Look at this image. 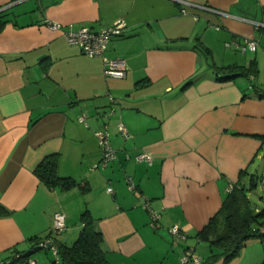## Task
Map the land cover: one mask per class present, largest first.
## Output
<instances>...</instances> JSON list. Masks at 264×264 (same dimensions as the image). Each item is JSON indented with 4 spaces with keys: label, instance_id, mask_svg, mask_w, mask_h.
<instances>
[{
    "label": "crops",
    "instance_id": "0c3cea01",
    "mask_svg": "<svg viewBox=\"0 0 264 264\" xmlns=\"http://www.w3.org/2000/svg\"><path fill=\"white\" fill-rule=\"evenodd\" d=\"M184 1L185 12L180 0H0L11 18L0 29V260L19 251L49 264L48 252L35 245L54 213L66 216L55 242L69 245L88 210L110 264H187L185 248L195 251L202 241L196 233L228 184L258 178L264 0ZM117 18L126 28L108 41L105 55L123 59L124 78L104 75L101 57L87 56L63 35L83 26L99 30ZM54 22L61 28L48 26ZM247 38L257 39L256 50L236 47ZM252 62L254 77L240 74L247 83L217 75ZM119 123L129 137L118 132ZM100 127L116 157L92 169ZM141 151L151 163L135 158ZM51 153L59 154L58 174L79 185L64 190L40 182L34 168ZM142 197L159 213L158 226L149 225ZM172 224L185 239L171 235Z\"/></svg>",
    "mask_w": 264,
    "mask_h": 264
},
{
    "label": "trees",
    "instance_id": "16d2710c",
    "mask_svg": "<svg viewBox=\"0 0 264 264\" xmlns=\"http://www.w3.org/2000/svg\"><path fill=\"white\" fill-rule=\"evenodd\" d=\"M8 15V12L0 11V29L11 21ZM219 68H227V66ZM256 72L257 69L252 62L241 73L250 74V77L253 78ZM231 74L220 75L217 73L221 78L232 77L233 75ZM260 95L264 96V93ZM262 140H264V136H262ZM58 160L59 154L51 153L44 156L37 163L34 173L40 182L48 187H59L64 190L79 185L74 178L58 174ZM262 177L264 176L260 174L257 179L251 178L248 181V186L240 181L231 183L232 187L227 191L218 210L208 219L202 229L196 233V237L202 241H206L210 248L209 255L205 259L201 258L199 264H215L217 256L220 255L226 261L240 252L249 237H264V208L252 207L246 194L247 188L256 187L261 182ZM80 219L82 227L78 236L71 244L55 242L58 248V257L57 259L54 258L53 262L55 264H110L105 251L101 247L103 240L102 233L95 227L94 219L89 211L84 210L80 215ZM51 235L49 231L44 237ZM56 235H52L53 239ZM41 238H38L36 241L35 246L37 248V242ZM18 253L21 256H27L26 253L15 251L4 259ZM261 264H264V261Z\"/></svg>",
    "mask_w": 264,
    "mask_h": 264
},
{
    "label": "built area",
    "instance_id": "2783aa9c",
    "mask_svg": "<svg viewBox=\"0 0 264 264\" xmlns=\"http://www.w3.org/2000/svg\"><path fill=\"white\" fill-rule=\"evenodd\" d=\"M183 7L182 12H185L187 1L180 0ZM255 26H259L260 22L253 21ZM48 26L52 29H59L61 25L59 23H48ZM126 28V22L123 18H117L111 25L102 27L99 30H92L87 26L80 27L78 29H65L63 30V35L68 43L76 44L80 47L81 51L87 56L94 57L98 56L102 58L103 61V73L108 77L114 78H124L126 76V66L123 59L119 58H109L105 55V50L108 41L115 36H120L124 29ZM236 47L244 52L246 50L254 51L257 47V39L247 38L243 44L236 43ZM85 114H82L80 121H85ZM118 132L125 138L130 136L127 127L123 123L118 124ZM94 135L97 140L98 147L100 149V159L97 163H94L91 168H104L107 164L114 160L116 157V150L110 143L109 133L105 128H98L94 131ZM135 158L137 160H144L147 163H151L153 160L152 156L148 152L141 151L136 154ZM126 184L130 190L136 188L132 177H126ZM232 184L229 183L227 186V191L230 190ZM107 192H113L111 186L106 187ZM141 205L149 214V225L151 227L158 226L159 213H157L150 205V201L146 197H142ZM66 216L62 211H56L53 215V222L50 229L52 235L60 233L66 228L65 222ZM169 232L176 239H185V233L180 229L178 224H172L169 228ZM48 236L38 240L37 246L41 249H48L51 251L55 259L58 257V248L53 239V237ZM182 263L192 262L193 264H199L201 258L195 255L193 247H187L181 257ZM0 264H38L35 259L30 256H21L19 253L14 254L7 259L0 260Z\"/></svg>",
    "mask_w": 264,
    "mask_h": 264
},
{
    "label": "rangeland",
    "instance_id": "374dc122",
    "mask_svg": "<svg viewBox=\"0 0 264 264\" xmlns=\"http://www.w3.org/2000/svg\"><path fill=\"white\" fill-rule=\"evenodd\" d=\"M239 80L246 81V75L238 76ZM260 157L255 159V163L257 164H264V147H262L259 151ZM259 174H264V169L260 171ZM247 184V183H246ZM261 183L257 184L254 188H247L246 194L250 201V204L253 206H257L259 208H264V190L260 185ZM249 184H247L248 186ZM192 239V237H191ZM196 245L195 254L197 256H208L210 253L209 244L204 241H200ZM43 249H39L42 251ZM48 252V263L55 264L53 261L54 257L50 250H44ZM264 261V237L259 236H251L246 240V244L241 248L240 252L227 259L226 261L223 260L222 256H217L215 264H261ZM187 264H193L192 262H188Z\"/></svg>",
    "mask_w": 264,
    "mask_h": 264
},
{
    "label": "water",
    "instance_id": "95a60500",
    "mask_svg": "<svg viewBox=\"0 0 264 264\" xmlns=\"http://www.w3.org/2000/svg\"><path fill=\"white\" fill-rule=\"evenodd\" d=\"M240 74H242V73L241 72H234L231 75L235 76V75H240ZM262 176H264V174H262ZM260 183H261L260 185L262 187V190H264V177H262V180Z\"/></svg>",
    "mask_w": 264,
    "mask_h": 264
}]
</instances>
